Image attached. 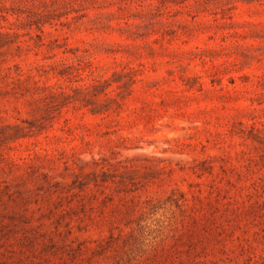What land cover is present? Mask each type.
Masks as SVG:
<instances>
[{
  "label": "rangeland",
  "instance_id": "1",
  "mask_svg": "<svg viewBox=\"0 0 264 264\" xmlns=\"http://www.w3.org/2000/svg\"><path fill=\"white\" fill-rule=\"evenodd\" d=\"M0 264H264V0H0Z\"/></svg>",
  "mask_w": 264,
  "mask_h": 264
}]
</instances>
